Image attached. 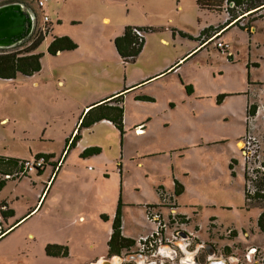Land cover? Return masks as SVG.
<instances>
[{
  "label": "rangeland",
  "instance_id": "374dc122",
  "mask_svg": "<svg viewBox=\"0 0 264 264\" xmlns=\"http://www.w3.org/2000/svg\"><path fill=\"white\" fill-rule=\"evenodd\" d=\"M26 1L31 8L36 10L35 25L39 26L41 20H38L39 13L35 2ZM8 2L17 1L8 0L6 3ZM188 2L193 4V0H188ZM2 4L5 2L0 5ZM92 4L100 5L108 13L112 23L118 21L125 26L132 27L159 25L151 8L159 10L175 8V0H47L43 10L49 15L54 30L47 34L37 48V52L42 53L41 69L29 76L17 74L13 79L0 78V153L3 155L26 154L39 147L56 146L57 141L39 143L33 140V137L37 138L38 134L42 133L45 119L48 117L54 126L53 129L48 128L46 131L49 135L57 137L60 119L55 117L59 114L61 105L59 102L62 100V96L79 95L96 99L109 93L114 87L123 85L125 76L129 80L152 64L160 63L164 56L162 50L173 47L161 45L158 42V36L164 32L159 29L144 33L145 39H150L151 41L148 42L151 44L146 45V48L144 45L143 50L133 61L126 62L117 53H115L117 57L111 56L103 48L101 39L80 45L73 51H65L56 55L48 54L46 46L53 33L60 31L76 35V32L83 29L86 24L73 26L70 19L79 9ZM190 8L192 9V7ZM187 13L190 16L188 11ZM182 15L184 16V14ZM246 22H243L242 26L246 27V24H249ZM96 26L94 28L96 32L106 30L104 29L106 27L99 24ZM161 29L163 30V28ZM259 29H264V26L261 25ZM262 32L258 30L249 38L245 30L242 31L238 28L231 30L228 36L238 50L231 60L214 48L215 40H212L197 55L200 58H191L181 65L183 69L189 67L190 79L195 78L198 81L200 90L205 88V91H221L231 106L228 108L223 106L224 100H222L220 104L213 103L211 107H208L207 101L203 100L198 107L205 112L194 119L196 122H202V125L195 127L194 124L189 123L187 148L180 152H165L157 157L146 158L148 163L146 169L149 175L140 172V174L131 173L132 178L126 176L128 183L135 179L134 183L140 187V193L128 192V199L136 204L135 206H125L123 209L125 210L123 218L126 219V227L133 228L135 219L146 224L150 223L145 217L146 207L143 205L139 208L138 201L150 196L151 184L160 175L165 179V175L161 172L163 171L162 167L167 163L166 173L168 171L169 175L174 172L183 191L179 195H174L170 184L165 185L164 189L173 193L176 212L188 218L186 227L192 229L197 225L200 232L210 229L216 231L218 237L234 240L242 248L241 264H264V233H261L256 225L260 213L264 210L262 208L264 205H248L246 200L244 204L243 195L244 165H247V172H249L247 177L250 179L253 175H250L251 169L254 172L264 170V119H262L264 116V35ZM175 48L179 49V46H175ZM186 58L188 56L178 63ZM196 60L199 65L193 67L192 63ZM211 70L214 78H210ZM55 72L62 75L65 83L64 87L57 86V89L62 92L54 87L53 80L56 79L53 78V75ZM218 72L220 75L216 74ZM211 80L217 81L212 82ZM226 92H235L236 94H226ZM207 97L209 100V96ZM211 98L213 102L215 97ZM247 102L259 107L258 116L253 119L250 128L258 142L257 148H255L257 150L256 158L249 159L247 164H244L240 147L236 146L237 144L235 145L234 142L237 138L242 140L244 136ZM67 103L70 104L68 99ZM205 114L206 123L203 122ZM199 135L204 137L206 145L194 148V141ZM210 141L217 142L210 143ZM202 142L198 140L196 143ZM238 143L242 146L241 141ZM195 151H198L197 160ZM180 154L182 156H179ZM165 156L167 160L171 158V161H167ZM230 159L234 161L232 171L228 168ZM32 176L7 180V183L10 184L3 192L12 193L13 197L19 196V199L13 202L17 209L25 208L34 201L38 185L34 186L31 183L29 177ZM1 177L4 176L1 175ZM248 186L250 193L255 190L253 182L250 181ZM157 201V203L160 202L159 199ZM163 211H167V209L165 208ZM42 216L39 213L26 222L24 221L26 218H23L13 226L15 229L0 240V260L5 256L12 264H20L18 261H21L22 264H79L69 253L65 257H42L41 244L36 241L27 242L30 240H27L26 237L29 230L34 232L38 238L56 232L53 228L49 229L43 225L46 223L45 219H55V216L49 215L46 218ZM98 224L99 232L91 230V226H86L88 233L93 236L102 233L101 228H104L108 222L102 220ZM150 225L152 226L151 223ZM97 243L95 249L104 251L107 239L101 241L99 238ZM87 244L89 242L82 241L80 237V241L75 244L74 249L88 251ZM252 248L256 253L251 252ZM18 251H21L22 254L16 257L9 256L10 253Z\"/></svg>",
  "mask_w": 264,
  "mask_h": 264
},
{
  "label": "crops",
  "instance_id": "0c3cea01",
  "mask_svg": "<svg viewBox=\"0 0 264 264\" xmlns=\"http://www.w3.org/2000/svg\"><path fill=\"white\" fill-rule=\"evenodd\" d=\"M36 9L39 13V20L41 10L37 7ZM151 9L159 25L150 24L149 27L145 28H150L149 31L159 29L160 31H164L158 36V42L161 45L173 46L170 49L162 50L164 56L160 63L156 62V64H152L129 80L125 76V83L123 85L114 87L112 91L96 99L81 97L79 95L62 96V100L59 102L61 104L60 111L58 116L55 117L60 119L57 137L49 135L46 131L48 128L53 129L54 126L49 117L45 119V127L42 133H39L37 138L33 137V140L39 143L57 141L56 146L39 147L38 149L30 150L29 153L14 154L12 156L0 153V156L19 160L31 159L40 154L50 156L46 164L38 172L24 175L26 177L33 175L29 177L30 181L34 186L38 185L36 186L34 201L31 205L17 209L13 202L18 200L19 196L15 195L13 197L12 193L3 192L7 185L10 184L7 183L8 179L1 186L0 237L5 233L7 234L2 236L0 240L8 236L15 229L13 228L15 224L30 214L24 220L25 222L39 213L45 218L52 215L55 216V219H45L46 223L43 225L49 229L53 228L56 232L45 234L38 238L34 232L29 230L26 237L27 240H30L26 241L28 243L36 241L41 244L43 248L41 249L42 257H60L48 256L45 253V246L47 244H55L65 246L67 252L79 264H94L104 259L109 260L108 245H106L104 251L95 249V247L98 244L97 239L99 238L101 241L107 239L108 242L112 231V221L119 204L121 209V233L123 236L136 240L140 235L152 229L150 223L146 224L139 221V219L134 220L133 228L129 229L126 227V219L125 217L123 218L125 210L123 209L125 206H135L136 204L131 199H128V192L135 191L140 193L139 185L134 183L135 179L128 183L126 176L128 175L132 178L130 176L131 173L140 174V172L149 175L146 169L148 165L146 158L149 156L157 157L158 155H163L165 152H180L187 148L189 123L194 124L195 127L202 125V122H196L194 119L205 112L202 108L198 107L203 100L207 101L208 107H211L213 103L220 104L222 100H224L223 106L227 108L231 106V103L226 101L227 98H225V95L221 91H205V88L200 90L198 81L195 78L190 79L188 74L189 67L183 69L181 65L186 60L198 57L197 55L212 41L211 39H206L215 33H218L217 39L227 43L231 55L228 57L223 54L231 60L234 53H238V50L235 43L228 36V33L235 28H241L231 22L216 31L217 27L222 26L228 17L224 5L215 11L199 8L195 4V0H193V4H190L188 0H175L174 9ZM187 11L190 13V16ZM43 12L45 13L44 10ZM45 14L49 18L50 31H52L54 28L52 27L50 17L47 13ZM237 22L239 26L243 25V22L249 23L241 30H245L250 38V35L256 34L258 30L261 32L264 30L259 29L261 25L264 26V10L255 11L249 15H240L237 17ZM70 23L73 26L82 24H86V26L78 30L76 35L59 31L58 33H53L52 38L54 36L66 35L77 44V47L94 42L95 39H101L104 45L103 48L111 56H116L117 50L114 45V39L123 33L126 26L118 21L112 23L108 13L100 5L96 6L92 4L79 9L70 19ZM96 24L106 27L104 28L106 30L96 32L94 30L97 27ZM262 33L264 35V32ZM148 41L151 40L144 38L143 47L145 45L146 48V45L151 44ZM175 46H179V49L175 48ZM216 50L218 51V49ZM61 52L65 51H59L56 54ZM117 55L119 54L117 53ZM185 56H188V58L178 63ZM198 65L199 62L197 60L192 63L193 67ZM219 73L216 74L220 75ZM210 74V78H214L212 70ZM53 78L56 79L53 80L56 89L57 86H65L62 75L59 72H55ZM211 81L215 82L217 80ZM59 91L62 92L61 90ZM226 94L233 95L236 93L226 92ZM119 95L120 99L114 101L115 97ZM218 95H223V97L221 96L217 102L216 98ZM207 96H209V100ZM211 97H215L213 102L211 101ZM67 99L70 102L69 105ZM102 102L122 106V131L107 119L99 120L87 127L79 126L81 118L89 106ZM247 104L249 103L247 102ZM205 117L206 114L203 116L204 123H206ZM77 132L80 136L79 139L73 145L68 146ZM198 140L203 142L196 143ZM238 141H240L239 138L234 142L235 145L237 144L236 146H239ZM213 142L217 141H210V143ZM204 145H206L204 137L199 135L196 141H194L193 147L201 148ZM92 147L99 148V152L83 155L86 149ZM197 152L195 151L196 160L198 159ZM179 156H182V154ZM58 160L61 163L55 169ZM167 161L170 162L171 158ZM230 161L232 162V166L234 161L233 159H230ZM170 165L172 166L173 164ZM167 166L166 163V166L162 167L163 171L161 174H164L165 179L168 181L166 182L160 175L151 184V189H149V192L151 191V194L149 193L150 196L138 201L137 206L139 208L143 205L156 204L157 200H160L157 193V188L159 187L164 188L165 185L170 184L174 192L175 183H177L180 193L183 191V187L179 179L175 177L174 172L169 173V175L168 171L166 173ZM230 171H232V167ZM168 176L169 179H167ZM139 208L137 209L139 210ZM102 220L108 222L104 228H101L102 233H97L96 236L88 233L86 226H91V230L99 232L98 223ZM80 237L82 241L89 242L87 244L88 251L74 249L75 244L80 241ZM20 254H22L21 251L12 252L9 256L16 257ZM18 262L22 264L21 261ZM0 264L12 263L3 256Z\"/></svg>",
  "mask_w": 264,
  "mask_h": 264
},
{
  "label": "trees",
  "instance_id": "16d2710c",
  "mask_svg": "<svg viewBox=\"0 0 264 264\" xmlns=\"http://www.w3.org/2000/svg\"><path fill=\"white\" fill-rule=\"evenodd\" d=\"M8 0H0V4L7 2ZM21 2L24 6L32 10L36 16L34 8H31L27 4L26 0H12ZM26 1V2H25ZM29 1V0H28ZM35 2V0H32ZM195 4L206 10H219L222 5L228 15L226 22L217 27L216 31L220 30L224 26L232 23L239 28H244L245 26H239L237 22V17L243 14L249 15L255 11L264 10V0H195ZM134 29L141 30L144 33L150 30V28L145 27H132L126 26L123 33L120 36L115 37L114 45L119 56L126 62L133 61L135 57L141 51L144 44V36L141 38L135 34ZM206 30V29H205ZM204 30V31H205ZM204 34V33H202ZM47 35V34H46ZM42 33L40 27L35 25L31 34L24 39L21 43L6 49L0 48V78L1 79H13L17 74H22L24 76L32 75L38 72L41 69V57L42 53L37 52V48L40 43L46 37ZM77 47V44L68 36H54L46 47V51L50 55H55L59 51H68L73 50ZM222 95H218L216 101H219V98ZM120 95L115 97L114 101H118ZM257 109V105L248 104L247 105V114L253 116ZM107 119L111 121L115 127L122 131L123 124V108L118 104H109V102L97 103L89 106L88 110L84 113L81 118L80 127H87L99 120ZM79 133L77 132L72 138L70 145H73L76 140L79 139ZM99 152V148L92 147L88 148L83 152V155H91ZM44 156L45 159H49L48 155H36L34 158ZM19 159L8 158L0 156V174L4 177L0 179V188L3 185L4 181L7 179H12L14 177V172L18 168ZM232 161V160H231ZM228 164L229 169H231V162ZM7 170V172H6ZM9 171V172H8ZM256 178L247 177L245 170V165L243 169V178H244V204L249 205L254 204L255 206L261 204L264 205V173L256 172ZM5 175H11V177H5ZM254 183L255 190L250 193L249 191V182ZM180 193V188L177 183H175L174 195ZM264 208V207H262ZM104 217V216H103ZM257 228L261 233H264V210L260 213L257 219ZM134 240L127 238L121 233V209L120 204L118 205L113 221H112V231L108 239L107 245L109 254H115L121 248H126L132 246ZM45 253L48 256H67V248L61 245L47 244L45 246Z\"/></svg>",
  "mask_w": 264,
  "mask_h": 264
},
{
  "label": "flooded vegetation",
  "instance_id": "af4514ba",
  "mask_svg": "<svg viewBox=\"0 0 264 264\" xmlns=\"http://www.w3.org/2000/svg\"><path fill=\"white\" fill-rule=\"evenodd\" d=\"M175 213L178 220L168 219L165 228L152 235L148 242L140 244L137 238L132 246L110 254L109 260L113 264L116 257L117 264H241L242 248L234 240L218 237L210 229L200 232L197 225L189 229L188 218L176 209ZM250 250L256 253L253 248Z\"/></svg>",
  "mask_w": 264,
  "mask_h": 264
},
{
  "label": "built area",
  "instance_id": "2783aa9c",
  "mask_svg": "<svg viewBox=\"0 0 264 264\" xmlns=\"http://www.w3.org/2000/svg\"><path fill=\"white\" fill-rule=\"evenodd\" d=\"M47 0H35V6L41 10V16L40 20L41 23L39 25L42 33L45 35L50 32V25H49V18L48 16L43 12V7L45 6ZM237 19V18H236ZM233 22V21H232ZM36 24V23H35ZM134 32L136 35H138L140 38L144 35V32L141 30H136L134 29ZM217 34L215 33L211 35V37L207 38L206 40H215V48L218 49L220 52L224 53L226 56L230 57L231 53L228 50V45L227 43H224L217 39ZM47 36V35H46ZM250 104V103H249ZM248 105V104H247ZM247 105H246V119H245V131H244V136L242 140L240 139L242 146H240V153L243 158V163L247 164V160L249 159L254 160L256 158L255 154H257V142L256 138L252 135L251 133V124L253 122V119L258 116V109L259 107L257 106V109H255V113L253 116H250L247 114ZM256 105V104H255ZM262 119H264V116H262ZM251 120V121H250ZM246 144V146L243 147V145ZM48 159H45L44 156H39L36 158H31V159H25L19 161L18 168L14 172V177H21L24 175H29L31 173H36L40 169L43 168V166L46 164ZM61 163L60 160L56 162L55 169L57 166ZM249 165V164H248ZM245 170L247 172V165H245ZM248 170L250 168L248 167ZM55 171V170H54ZM251 171V178H256V172H254L253 169ZM258 172H263L264 170H260ZM53 175V174H52ZM5 177H11V175H5ZM13 177V178H14ZM157 193L159 194L160 197V202L159 204H148L146 205V214L145 217L147 221H149L152 224V232H150L147 235L139 236L137 241L138 243L142 244L145 241H149L152 238V235L158 234L159 230H162L166 226V221L168 219L172 220H178V217L175 213V200L173 198V193L167 192L164 188L159 187L157 189ZM252 193V192H251ZM167 209V211H163V209ZM164 212H167L168 215H165ZM154 237V236H153Z\"/></svg>",
  "mask_w": 264,
  "mask_h": 264
},
{
  "label": "water",
  "instance_id": "95a60500",
  "mask_svg": "<svg viewBox=\"0 0 264 264\" xmlns=\"http://www.w3.org/2000/svg\"><path fill=\"white\" fill-rule=\"evenodd\" d=\"M35 14L21 2L0 5V48H11L26 39L35 26ZM116 257L114 264H117ZM94 264H113L104 259Z\"/></svg>",
  "mask_w": 264,
  "mask_h": 264
},
{
  "label": "bare ground",
  "instance_id": "6f19581e",
  "mask_svg": "<svg viewBox=\"0 0 264 264\" xmlns=\"http://www.w3.org/2000/svg\"><path fill=\"white\" fill-rule=\"evenodd\" d=\"M241 144H239V147H240Z\"/></svg>",
  "mask_w": 264,
  "mask_h": 264
}]
</instances>
